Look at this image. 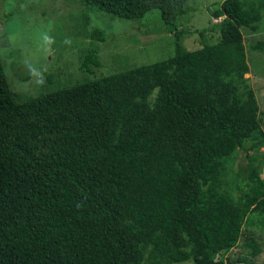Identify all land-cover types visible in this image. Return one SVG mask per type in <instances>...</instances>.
I'll return each mask as SVG.
<instances>
[{
    "label": "trees",
    "instance_id": "obj_1",
    "mask_svg": "<svg viewBox=\"0 0 264 264\" xmlns=\"http://www.w3.org/2000/svg\"><path fill=\"white\" fill-rule=\"evenodd\" d=\"M81 1L127 21L158 11L175 55L96 77L107 35L94 28L80 66L93 79L53 88L51 75L21 100L0 58V264H252L255 240L241 245L251 259L224 257L247 215L264 214V181L249 165L237 202L218 188L226 157L264 143V112L237 85L240 30L260 29L264 2L225 0L217 43L189 51L188 0Z\"/></svg>",
    "mask_w": 264,
    "mask_h": 264
},
{
    "label": "rangeland",
    "instance_id": "obj_2",
    "mask_svg": "<svg viewBox=\"0 0 264 264\" xmlns=\"http://www.w3.org/2000/svg\"><path fill=\"white\" fill-rule=\"evenodd\" d=\"M224 1L188 0L187 13L178 20L179 30L185 33L182 45L187 50H199L204 41L217 43L220 32L215 26L223 18H216L214 11ZM262 2L247 0L248 5L254 6ZM94 28L102 29L107 35L105 42H98L103 67L96 77L150 65L175 55L176 36L166 30L158 11L148 13L141 20L127 21L88 10L81 0H0V58L14 96L19 100L37 97L44 80L51 75L53 88L93 79L80 66L91 42L86 33ZM240 31L249 71L237 83L238 94L245 98L247 86L252 88L260 111L264 112V47L254 49L256 45H264V11L259 30L242 27ZM261 130L264 132V116ZM249 165L257 168L264 181V143L247 153L236 150L224 159L218 192L237 202L243 194L239 184L247 190L242 179ZM245 239L255 240L260 248L252 264H264V214L247 215L240 245L224 259L229 255L236 260L251 259L250 251L241 247Z\"/></svg>",
    "mask_w": 264,
    "mask_h": 264
}]
</instances>
